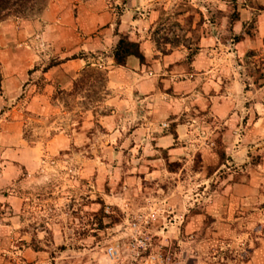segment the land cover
<instances>
[{
    "label": "rangeland",
    "instance_id": "rangeland-1",
    "mask_svg": "<svg viewBox=\"0 0 264 264\" xmlns=\"http://www.w3.org/2000/svg\"><path fill=\"white\" fill-rule=\"evenodd\" d=\"M99 1L100 24L113 31L112 56L119 35L140 43L143 55L145 43L154 57L178 53L184 71L196 57L213 56L222 87L214 95L224 97L225 86L237 82L234 113L264 102V91L256 98L264 87V0ZM128 13L135 28L120 33ZM39 16L0 23V264H142L149 256L157 264H264V182L251 181L264 173V142L249 147L244 165L229 157L223 124L202 105L207 76L176 92L159 87L155 105L169 97L184 109L192 103L180 118L199 126L192 153L169 160L168 174L153 180L142 129L147 105L118 111L107 70H85L70 90H47L34 76L33 34L25 26ZM20 140L24 153L16 157ZM8 155L19 161L14 168ZM238 184L247 190L231 201Z\"/></svg>",
    "mask_w": 264,
    "mask_h": 264
},
{
    "label": "crops",
    "instance_id": "crops-1",
    "mask_svg": "<svg viewBox=\"0 0 264 264\" xmlns=\"http://www.w3.org/2000/svg\"><path fill=\"white\" fill-rule=\"evenodd\" d=\"M100 7L99 0L48 1L38 20L31 23V27L25 26L27 27L25 30L30 28L33 34L32 43L35 50L32 52V64L36 65L34 76L43 79L47 84V90H53L58 86L70 90L75 83L81 81L85 70L104 68L108 73V88L112 94L110 99H113L111 102L117 106L118 111L123 110L124 104L132 108L140 104L147 105L141 116L144 122L142 129L146 137L145 143L149 145L146 149V156L149 158L146 163L148 169L153 171L150 178L155 180L157 174H168L166 167L169 160H174L175 164L179 159L192 153L194 148L192 142L197 134L195 129L199 126L197 124L199 121L194 120L193 117L187 116L190 120L186 117L180 118L184 112L191 110V106H194L192 103L188 105L189 101H185L188 106L184 109L178 98L169 97L165 102L161 101L155 105L158 98L157 91L161 85L173 92L193 88L200 84L201 77L198 75L200 73L207 76L204 89L208 100L205 101L206 103L202 102V105L207 104L206 108L217 116L219 124H223L225 128L223 142L229 157L236 164L244 165L248 160L249 147L255 146L257 149L258 146H263L261 143L264 142V102L255 101L249 109L241 108L242 113H234L236 103L231 90L238 86L237 82L225 86L230 90H227L224 97L214 95L212 92L222 87L219 85L220 81H216L217 63L213 56L212 60L208 59L207 62L202 56L196 57L189 69L184 71L182 57L178 53L154 57L145 43L142 64L137 59L131 58L127 68L116 67L109 51L112 42L113 44L115 42L111 36L113 31L111 27L105 28L106 23L100 24L99 19L105 17L104 12L99 13ZM117 28L120 33L135 28L132 15L129 13L125 15ZM24 37L25 31L22 33V38ZM202 69L205 72H202ZM181 74H186L187 78L181 79ZM193 75L198 76L194 78ZM263 91L264 87L260 88L256 98L263 96ZM196 93H191L186 100L193 101ZM199 95L197 104H200L201 100ZM44 98L41 94H37L33 100L42 103ZM17 146L19 148L15 150V155L21 157L24 153L23 141L20 140ZM160 153H165L166 159L156 157V154ZM7 154L11 155V150ZM4 159L11 161L9 164L11 168H14L13 163L19 162L12 156ZM261 170L264 172V164ZM1 176L3 183L9 182L5 174ZM251 181L253 185L259 181L264 182V173L255 172ZM246 190L244 185H236L231 201L241 200ZM195 264L202 263L198 261Z\"/></svg>",
    "mask_w": 264,
    "mask_h": 264
},
{
    "label": "trees",
    "instance_id": "trees-1",
    "mask_svg": "<svg viewBox=\"0 0 264 264\" xmlns=\"http://www.w3.org/2000/svg\"><path fill=\"white\" fill-rule=\"evenodd\" d=\"M49 0H0V23L9 18L27 19L40 15ZM135 58L142 64L144 55L138 42L130 41L126 35H119L114 48L113 61L116 67L125 68L129 59ZM55 64V63H54ZM53 65V64H51Z\"/></svg>",
    "mask_w": 264,
    "mask_h": 264
},
{
    "label": "built area",
    "instance_id": "built-area-1",
    "mask_svg": "<svg viewBox=\"0 0 264 264\" xmlns=\"http://www.w3.org/2000/svg\"><path fill=\"white\" fill-rule=\"evenodd\" d=\"M138 240L136 239V242H137ZM140 243L141 244H143L144 246H145V244H144V241H142V240H140ZM142 245V246H143ZM117 255H118V250L116 249V247L115 246H111V247H109L108 249H107V256L110 258V259H115L116 257H117ZM142 264H157V258L155 257V256H149V257H147L144 261H143V263Z\"/></svg>",
    "mask_w": 264,
    "mask_h": 264
}]
</instances>
